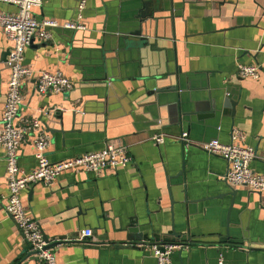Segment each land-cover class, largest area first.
Returning a JSON list of instances; mask_svg holds the SVG:
<instances>
[{
  "label": "crops",
  "instance_id": "obj_1",
  "mask_svg": "<svg viewBox=\"0 0 264 264\" xmlns=\"http://www.w3.org/2000/svg\"><path fill=\"white\" fill-rule=\"evenodd\" d=\"M147 3L154 5L152 40L162 45H155L150 57L135 52L132 60L112 62L115 80L103 81L104 88L92 85L89 72L102 70L104 55L122 47L119 38L106 40L104 33L137 40L131 34ZM77 5V0H44L35 13L38 19L75 22ZM84 26L87 36L77 41L69 32L53 31L52 41L35 39L26 49L25 64L35 75L22 90L21 116L47 117L52 163L101 151L112 140L127 144L132 163L100 176L65 172L51 187L24 190L23 206L44 236L50 243L63 239L52 248L58 263L158 264L150 247L158 243L182 246L172 252L171 264H218L220 259L264 264V193L231 185L227 160L197 145L230 144L237 129L238 143L258 156L252 169L264 175V0H90ZM88 39H96L100 51ZM11 47L0 29V61L7 60ZM5 63L0 65V126L9 79ZM177 65L194 86L185 93L193 114L182 125L167 119L156 124L147 83ZM241 65H259V77L240 76ZM42 70L63 71L74 89L41 97L36 76ZM110 83L112 96L106 100ZM217 91L219 109L214 110L210 101ZM225 97L235 107H223ZM184 132L194 144L177 140ZM158 134L167 136L162 145L152 140ZM5 156L0 148V264H42L6 213ZM18 161L26 172L36 168L32 142L21 146ZM84 229H92L93 237L76 242Z\"/></svg>",
  "mask_w": 264,
  "mask_h": 264
},
{
  "label": "built area",
  "instance_id": "obj_2",
  "mask_svg": "<svg viewBox=\"0 0 264 264\" xmlns=\"http://www.w3.org/2000/svg\"><path fill=\"white\" fill-rule=\"evenodd\" d=\"M77 19L75 22L60 23L57 20L36 17V9L43 6L44 0H0V29L12 43L6 60L9 79L6 93V102L2 113L0 126V148L6 153L7 204L6 213L16 222L24 239L29 243L33 252L42 264H60L49 243L45 240L41 226L25 209L22 203V193L36 184L53 186L59 176L65 172H87L97 176L107 170L117 171L132 163L129 147L121 140H112L106 143L101 151L85 153L74 158L52 163L48 158L51 145L49 133L41 116L25 118L21 116L24 98L22 90L25 82L35 75V71L25 64L26 49L35 39L49 42L53 40V29L85 30V11L90 0H77ZM1 5L12 8L4 11ZM59 51V48L56 49ZM259 65H241L238 73L242 77H259ZM37 92L41 97L48 95H65L74 89V82L63 71L42 70L36 76ZM165 134H158L152 140L162 145ZM230 144L219 140L197 144L211 155L220 156L227 160L229 170L227 181L237 188H247L251 192L264 193V175L256 173L251 164L258 158L254 148L239 144L242 134L239 130L232 133ZM182 143L191 144L189 133L184 132L177 138ZM27 141L32 142L37 166L30 172L19 166L18 153L21 146ZM194 144V143H193ZM93 237L92 229H84L78 233L76 242H86ZM158 264H171L173 251L182 246L175 244L150 245ZM218 264H225L220 259Z\"/></svg>",
  "mask_w": 264,
  "mask_h": 264
},
{
  "label": "water",
  "instance_id": "obj_3",
  "mask_svg": "<svg viewBox=\"0 0 264 264\" xmlns=\"http://www.w3.org/2000/svg\"><path fill=\"white\" fill-rule=\"evenodd\" d=\"M151 6L153 7L152 10H150ZM153 12H154V5H150V3L149 4L147 3L144 11L140 14V16H138V21L136 23L137 30L131 34V36L137 37V40L123 41L122 39H125L126 37L120 36L119 33L116 32L104 33L105 35L104 38L106 40H108L109 38H119L122 42V47L117 48L114 51V54H112L111 56H108V54L104 55L105 61L102 70L95 69L92 72H89V75L91 74L92 78L89 77L88 81L93 83L92 85H95L98 88H104L106 84H103V81L106 82L108 80L110 81L115 80L116 76L113 75L114 70H112L113 67L112 62L118 65L120 62H123L125 59H127V61L132 60L134 58L135 52H138L139 57L141 55L142 57H144L147 53L149 54L150 57V54L151 55L153 54L151 53L152 48L155 45H157L158 47L162 45V43H160L159 41L155 42L152 40V37H155ZM86 29L71 30V29L56 28L53 29L52 31L69 32L70 36L74 38V41H77V37H80L81 34L83 35L85 34V36H87L85 33V31H87ZM67 41L69 42V37ZM87 42L92 44L91 46L94 48L93 50L100 51L101 47L98 46L97 44L98 41L96 39L94 40L88 39ZM7 53L9 54V52ZM128 54H130V58H128ZM4 61H6V58L2 57L0 61V65ZM115 71L117 72L118 70ZM154 78L155 81L147 83V86H150L148 87L149 100L155 106L153 112V121L156 124L158 123L164 124L165 119H167L169 123H172L174 125H180V124L182 125L184 123L190 122V118L193 112L191 109L189 94L186 95L185 93L190 90H193L194 86L190 81L187 80V76L183 73L181 67L177 65V67L169 69L166 73L159 72L158 75H156ZM112 87L113 84L110 83V86L108 87L109 94H107V92L104 91V97H105L104 99L110 100V97L112 96V94H110L111 90L113 89ZM225 93L226 91L224 92V94ZM117 94L120 98L124 97L123 94L120 92H117ZM220 96H221L220 91H217L215 92V95H213V98L210 101L211 108H213L214 110L216 108L217 110L219 109L217 101L220 98ZM162 102L166 104L163 106L160 105V103ZM222 105L225 108L226 107L229 108L230 106L235 107V102L225 97ZM82 111L84 112L83 109L80 110V112ZM41 120L46 121L47 117L45 118V115H43L41 117ZM180 175H183V172ZM44 237L45 240L49 243L50 248H54L60 245L63 240L62 238H59L57 241L50 243L49 238H47L46 236ZM37 254H38L37 252H32L30 255H37Z\"/></svg>",
  "mask_w": 264,
  "mask_h": 264
}]
</instances>
